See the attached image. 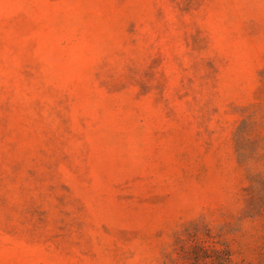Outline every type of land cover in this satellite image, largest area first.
<instances>
[{"label": "rangeland", "instance_id": "obj_1", "mask_svg": "<svg viewBox=\"0 0 264 264\" xmlns=\"http://www.w3.org/2000/svg\"><path fill=\"white\" fill-rule=\"evenodd\" d=\"M0 264H264V0H0Z\"/></svg>", "mask_w": 264, "mask_h": 264}]
</instances>
